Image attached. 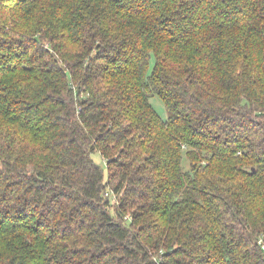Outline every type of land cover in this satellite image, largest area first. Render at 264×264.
I'll return each instance as SVG.
<instances>
[{"label": "trees", "instance_id": "1", "mask_svg": "<svg viewBox=\"0 0 264 264\" xmlns=\"http://www.w3.org/2000/svg\"><path fill=\"white\" fill-rule=\"evenodd\" d=\"M0 264H264V0H0Z\"/></svg>", "mask_w": 264, "mask_h": 264}, {"label": "rangeland", "instance_id": "2", "mask_svg": "<svg viewBox=\"0 0 264 264\" xmlns=\"http://www.w3.org/2000/svg\"><path fill=\"white\" fill-rule=\"evenodd\" d=\"M155 63V58H152V67ZM152 69V68H151ZM151 103L152 105L155 107V109L158 111V113L160 114V116L163 119H167L168 118V110L167 107L165 106L164 102L161 100L160 97L158 96H154L151 98ZM93 158L95 159V161H97L99 164H101L102 166H105V162L102 159L101 155L98 152H95L92 154ZM185 162H188V160L184 157Z\"/></svg>", "mask_w": 264, "mask_h": 264}]
</instances>
